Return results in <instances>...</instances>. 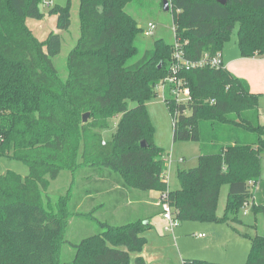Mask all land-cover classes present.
I'll return each instance as SVG.
<instances>
[{
    "label": "trees",
    "instance_id": "16d2710c",
    "mask_svg": "<svg viewBox=\"0 0 264 264\" xmlns=\"http://www.w3.org/2000/svg\"><path fill=\"white\" fill-rule=\"evenodd\" d=\"M46 1L0 0V156L29 169L26 178L14 172L0 175V264H132L131 256L147 244L143 234L152 228L147 219L99 222V233L77 244L64 243L65 217L85 216L73 194L78 180L81 200L89 192L101 194L99 185L112 183L123 198L168 192L183 223L215 221L220 191L227 184L222 221L244 224L240 212L253 195L249 183L263 188L259 94L225 67L180 72L192 103L177 105L170 96L165 100L173 118L178 116L173 141L196 143L200 155L196 168L178 170L179 188L170 190L166 156L153 141L146 103L171 75L175 42L157 40L134 62L143 28L126 11L148 0H80V37L68 56L65 80L53 62L62 51L61 35L53 32L40 40L28 26V20L44 18L40 5ZM219 1H170L175 41L186 57L198 62L206 54H222L237 29L241 58H264V0ZM49 14L57 18L59 31L69 30L71 0ZM130 102L136 106L130 108ZM64 171L74 174L69 196L44 200L51 180ZM258 196L251 211L264 218V196ZM241 236L251 241L247 264H264V236ZM66 244L75 249L71 262H64ZM134 263L147 264L141 256Z\"/></svg>",
    "mask_w": 264,
    "mask_h": 264
},
{
    "label": "rangeland",
    "instance_id": "374dc122",
    "mask_svg": "<svg viewBox=\"0 0 264 264\" xmlns=\"http://www.w3.org/2000/svg\"><path fill=\"white\" fill-rule=\"evenodd\" d=\"M164 0H148L141 7L129 5L126 11L132 15L138 22L139 27L145 28L148 23L155 22L157 30L153 37H145L141 32L136 38V46L139 48V55L134 62L140 60L145 52L151 49L157 40L163 39L169 44H174L175 36L173 31V16L170 12H165L163 8ZM69 0H47L40 5L41 11L45 14L41 21L28 20V26L35 32L40 40H45L49 34L57 33L62 37V51L54 60V64L62 79H66L68 74L66 62L70 52L76 46L80 37V0H71L72 24L69 30L59 31L57 29V18L49 14L55 6H67ZM49 3L50 5H47ZM224 66L233 68L241 60V53L237 43V29L229 42L223 47ZM243 72L249 78L252 88H255L259 94V105L262 111V122L264 123V67L257 64H249L241 61ZM130 108L136 106V103L130 102ZM146 107L155 129L153 141L156 146L163 149L164 155L170 159L171 166L169 172V189L179 188L177 178L178 169H194L198 166V157L200 155L199 146L192 142H174V118L170 113L162 93L146 103ZM119 118L112 121L113 129L118 123ZM114 130L104 132V139H109ZM184 159V162H180ZM87 169L85 171H88ZM91 171V170H90ZM7 172H14L23 178L29 175L28 167L15 159L0 156V175ZM85 173V172H84ZM74 174L69 171L61 173L58 179L51 180L50 186L44 192V200L55 202L61 196L68 197V191L72 188ZM262 181L263 188L259 184L256 194L250 197L244 204L240 212L242 225L224 222L225 210L229 194V186L223 185L220 191L219 204L216 212V220L212 222H181L180 228L176 231V239L173 236L164 237L160 241L162 232L156 226L153 230L146 231L143 236L147 239V244L142 251L147 264H185L184 260L199 259L216 264H247L251 251V241L244 238L241 234L250 236H264V218L263 216L254 217L249 205L255 197L262 198L264 192V156L262 159ZM80 183V184H79ZM101 194L91 196L81 200L82 182L77 181L74 187V198L79 201V209L85 216L65 217L67 223L64 233V243L67 241L79 243L81 240L99 233V222H109L111 225L123 224L120 219L126 218V214L131 215V209L134 196L123 198L120 193V187L116 183L108 185H99ZM162 195V193H160ZM94 197V198H93ZM158 197L156 200L159 201ZM119 204L118 209L113 204ZM66 200L61 203L66 207ZM101 204V207H96ZM254 204V203H253ZM123 206V207H122ZM132 206V207H131ZM125 216L122 218V215ZM129 222L135 221L131 216L127 217ZM67 221V222H66ZM161 221L157 218L156 222ZM155 222V225H156ZM179 231H183L185 236L179 239ZM148 233V234H147ZM147 234V235H146ZM204 235V236H203ZM177 240V242H176ZM75 256V249L69 244L64 247V262H71ZM134 254L131 256V263L135 264Z\"/></svg>",
    "mask_w": 264,
    "mask_h": 264
},
{
    "label": "built area",
    "instance_id": "2783aa9c",
    "mask_svg": "<svg viewBox=\"0 0 264 264\" xmlns=\"http://www.w3.org/2000/svg\"><path fill=\"white\" fill-rule=\"evenodd\" d=\"M171 0H169L170 2ZM47 5H50L47 3ZM157 30V24L155 22H150L148 25L143 28V34L145 37H153ZM173 31L174 28H173ZM175 52H174V60L173 65L171 67V75L165 79L159 86L158 92L162 93L164 99L167 97H171V99L177 105H185L189 106L192 103V92L190 88L185 84V82L179 77L180 72L190 69H198V68H214L219 69L224 67L222 54H218L215 57H210L206 54L200 61L195 62L186 57L181 45L178 41H175ZM177 114L174 117V120L177 118ZM105 144V143H104ZM165 161L168 166V170L165 173V180L169 183V172L171 166V157L168 159L165 157ZM183 162V160H180ZM250 189L253 195L256 194V190L259 189V184H255L254 182H250ZM252 195V197H253ZM254 200L250 202L249 205H253ZM159 205L162 209L163 219L166 221L165 231L170 234H174L175 230L180 226L181 222L178 220L176 213L169 202V193L165 192L161 195Z\"/></svg>",
    "mask_w": 264,
    "mask_h": 264
},
{
    "label": "crops",
    "instance_id": "0c3cea01",
    "mask_svg": "<svg viewBox=\"0 0 264 264\" xmlns=\"http://www.w3.org/2000/svg\"><path fill=\"white\" fill-rule=\"evenodd\" d=\"M222 59H223V64H224V57H223V53H222ZM241 61H244L246 63H249V64H257L261 67H264V58H260V57H255V58H251V59H244V58H241L239 59ZM241 61L236 63L235 66L233 68H227L231 73H233L235 76H237L238 78H241L243 80H245L247 82V84L249 85L250 87V90L254 93H256V90L255 88H252L251 84H250V80L249 78L246 76V74L243 72V69H242V65H241ZM225 67V66H224ZM226 68V67H225ZM249 80V81H248ZM262 113V111H261ZM263 123V122H262ZM264 124V123H263ZM183 160L184 162V159H181ZM179 170V169H178ZM171 190V188H170ZM91 193L89 192L87 195H86V198H89L91 199ZM134 200L132 202V208L129 209L130 212H131V215L134 219H147L145 224H150L152 226V228L150 230H153L156 226L158 227V229L161 230L162 232V235L163 237H160L161 239H159L160 241H163L165 239H163L164 237H167V236H173L174 239H176V230L174 232V234H170V233H167L165 231V226H166V221L163 219V216H162V209L159 205V201L160 199H158L159 201L156 200V197L158 198H161V194L158 193V192H150V193H138L137 195L134 196ZM88 199V200H89ZM114 205V208L115 209H118L120 207L119 204H113ZM101 204H98L96 207H100ZM123 207V206H122ZM131 215H128L126 214V217L128 216H131ZM125 216V214L122 215V218ZM157 218H161V221L159 222H156V219ZM128 218L126 219H120V221H127ZM155 222H156V225H155ZM148 234V233H147ZM146 234V235H147ZM145 236V235H144ZM185 236V234L183 233V231H179V239H181V237ZM204 236V235H203ZM146 237V236H145ZM148 242V241H147ZM177 242V240H176ZM135 256V259L138 257V256H141L145 259V257L142 255V252L140 254H134ZM188 260V259H185L184 262ZM192 260H199V259H192Z\"/></svg>",
    "mask_w": 264,
    "mask_h": 264
},
{
    "label": "water",
    "instance_id": "95a60500",
    "mask_svg": "<svg viewBox=\"0 0 264 264\" xmlns=\"http://www.w3.org/2000/svg\"><path fill=\"white\" fill-rule=\"evenodd\" d=\"M219 2L222 3V4H225L226 0H220ZM163 5H164L163 7H164L165 12H170L171 11V6H170L169 0H164ZM89 116L90 115L88 113L83 116V123H87L88 122ZM142 147L143 148L147 147V143L145 141L142 142Z\"/></svg>",
    "mask_w": 264,
    "mask_h": 264
}]
</instances>
